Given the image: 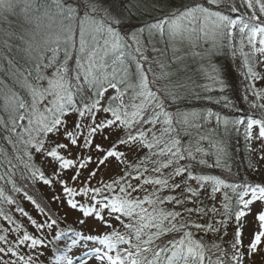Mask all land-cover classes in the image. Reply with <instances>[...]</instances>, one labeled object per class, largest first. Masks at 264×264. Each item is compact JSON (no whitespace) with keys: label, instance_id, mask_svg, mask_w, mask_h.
Here are the masks:
<instances>
[{"label":"snow or ice","instance_id":"6c2138e0","mask_svg":"<svg viewBox=\"0 0 264 264\" xmlns=\"http://www.w3.org/2000/svg\"><path fill=\"white\" fill-rule=\"evenodd\" d=\"M21 3L24 7L18 13ZM34 3L35 0H0V21L7 20L9 15H22L24 24L32 26L19 33L0 27V73L3 74L0 76V112L3 113L0 129L6 133L0 140L11 148L9 151L8 147L0 145V167L4 169L0 180L9 177L5 182L11 183L12 190L19 192L10 178L22 165L31 178H38L45 185L61 184L62 195L70 197L61 203L73 210L79 207L83 216L95 214L101 221H105L106 216L119 221L122 232L113 229L111 234L98 239L103 250L94 247L85 253L86 257H94L101 264H249V257L264 244V181L229 180L203 171L204 168L222 167L229 176L234 175L230 164L221 163L220 154L224 149L217 142L203 135L195 142L191 139L186 144L182 142L181 132L191 136L188 129L199 127L193 119L201 118L200 114L170 111L179 94L174 89L154 87L168 74L157 75L151 63L147 67L141 63L149 61L142 50L141 37L147 33L149 43L158 38L170 44L174 52L180 50L175 43L178 39L195 46L201 37L210 36L214 44L229 48L233 55L238 45L246 68L245 80L264 79L250 64L257 54L261 58L258 63H264V0H179L175 7L172 0H137L134 7L138 10L150 14L158 7L163 13L154 22H145L138 32L125 31L124 13L130 14V10L120 7L121 0H51L55 10L46 6L38 16L30 15ZM225 11L238 13L239 18L224 14ZM245 42L250 47L249 52L244 51ZM152 51H160L154 43ZM129 56L135 61L134 73L126 62ZM154 62L164 68L159 60ZM3 77L10 83H5ZM211 79L215 80V77ZM215 82L220 85L219 91L225 93L228 87L225 81ZM110 89L114 94L104 103ZM214 90L205 86V91ZM249 91L257 100H264V92H257L253 84L246 86L245 92ZM244 99H247L246 95ZM221 101L226 107L234 106L227 95L215 102ZM251 107L264 109V103L254 102ZM100 112L107 115L98 122ZM69 114L78 115L77 122L71 127L67 120ZM213 115L209 112L203 118ZM220 120L216 115L218 124ZM223 123L228 125L226 117ZM233 124L246 125V141L264 140V117L257 119L246 115ZM254 125L258 126L255 137ZM105 129L122 133L107 148L94 142L97 135L108 139L104 135ZM204 139H209V146L216 150L215 153L200 146ZM120 146L148 151L138 163L128 164L126 153L118 150ZM73 147L79 148L75 155ZM260 149H264V145L258 144V153ZM92 151L99 155L93 157ZM37 154L42 157V163L55 165L52 172L46 175L35 166ZM209 155H215L213 163L206 159ZM110 158L124 165L126 174L119 180L114 178L112 183L100 181L102 187L91 186L99 168L107 167ZM259 159L264 160V154H259ZM92 163L96 168L82 178L80 170ZM147 164L152 165L151 170ZM248 167L253 168L251 161ZM70 168L77 171L65 177L64 170ZM168 169L171 171L165 174ZM149 171L157 175L147 176ZM178 177L184 179L177 181ZM133 179L143 182L134 185ZM149 185L151 192L145 187ZM182 185L183 191L175 194ZM206 187L213 200L218 192H222L220 208L204 205L201 193ZM140 191L147 194L143 197L134 195ZM164 191L170 194L162 195ZM90 194L89 203L95 200L91 206L78 205L71 199ZM27 198L46 218L37 222L29 217L38 231L57 226V220L48 215L51 209L46 211L47 206L42 207L31 196ZM0 199L13 203L3 188H0ZM56 199L60 200V197ZM169 203L173 204L172 209L164 207ZM189 203L197 207H185ZM257 205L259 210L254 213ZM18 210L27 215L23 209ZM209 213L221 218L207 224L193 219L194 214L203 218ZM0 214L15 224L7 213L0 211ZM249 217H252L251 221ZM249 223L253 228L251 239L246 235ZM229 224L234 232L225 246L224 236L228 234ZM19 228L17 224L16 229ZM222 228L219 241H205L208 233L219 234ZM200 230L204 235L197 238ZM64 235L63 231L59 233V236ZM74 236L72 246L82 239L79 232ZM87 239L97 238L89 236ZM246 239L247 243L244 242ZM0 243L4 245L0 246V264H36L30 253L21 254V248L28 244L35 250L43 245V239L25 231L22 236H16L15 241L0 235ZM56 264H73V260L65 252L56 258ZM80 264H88V260L82 258Z\"/></svg>","mask_w":264,"mask_h":264},{"label":"trees","instance_id":"16d2710c","mask_svg":"<svg viewBox=\"0 0 264 264\" xmlns=\"http://www.w3.org/2000/svg\"><path fill=\"white\" fill-rule=\"evenodd\" d=\"M136 3L137 0H121L120 7L130 10V14L129 12L124 13L126 17L125 31H128V29L130 28V29H134L135 32H138L139 28L145 26V22H154L157 16L163 15V13L159 12L158 7L155 10H151L150 14L149 11L138 10L136 7H134ZM172 4L174 7L178 6L179 0H172ZM37 5L38 6L45 5L49 7L51 11L55 10L54 6L51 5V0H37ZM221 8L223 9L224 6L222 5ZM213 10H216V6H213ZM224 14H229V12L225 11ZM2 25H0V27L4 29L10 28L12 31L19 33L18 30H20V27L14 26L13 23H11V21L9 20V18H7V20H5V22ZM144 35L146 38L144 36L141 37V41L144 46L142 50H144L145 54L149 57L153 71L157 75H162L164 73L168 74L166 78H162L158 80L154 85V87L174 89L179 94V99L176 101L174 105L171 106L170 111L175 112L179 110L181 112H186V113L196 112L200 114L201 118L193 119V122L196 125H199V127H192L188 129V131L191 133V136H186L183 134V132H181L182 142L186 144L190 139L195 142V140H198L199 136L201 135L205 137H209L211 140L217 142L219 146L224 149V153H226V155L224 153L220 154L221 163L230 164L232 173L234 175L229 176L227 171L224 170L222 167L221 168L213 167L210 169L204 168L203 171L206 173L219 175L222 178H228L229 180L238 179V180H248L249 182H258L255 177L253 168L250 169L248 167L249 161H251V159L249 156L250 153L248 149V141L245 140L246 125L233 124V121H235L240 117H245L246 115H252L253 118H258V114L254 113L252 110L246 109L241 102L242 96L246 93H251V91L245 92V88H243V84H242V76L238 74L237 70H235V63L233 61L232 55L230 54V49L227 47H220L219 43H217L213 46L212 51H210V57L208 63H204V64L186 63L185 58L177 59V57H182L183 51H180V53H178L179 51L174 52L170 44L164 41H160L158 38L153 43L154 46L160 51L153 52L152 51L153 43H149L147 38V33H145ZM184 41L187 42L186 40ZM13 43H17V42L13 41ZM196 44H197L196 48L201 49L203 42L202 40H198ZM191 47L195 49L193 46ZM246 48L247 47H245V49ZM3 51L7 52V49H3ZM244 51L249 52L250 47L249 49H246ZM126 52H131V49H126ZM8 55L10 56L9 53ZM242 59L244 64L243 56ZM155 60H159L160 63L164 65V68L161 69V67L154 62ZM126 62L128 63L130 70L134 73L136 68L135 61L129 56L126 57ZM141 63H145L146 67L149 64L144 61H141ZM250 64L252 65L254 71L258 72L255 64V58L250 61ZM4 66L5 68H7L6 61H4ZM72 66H73V62L70 61V67ZM244 72H246V68H244ZM151 75L152 74L149 73L150 79H151ZM0 76H3V74L0 73ZM211 77H215V80L223 79L225 81V84L228 85L225 93H221L219 91L220 85L216 83L215 80L211 79ZM3 78L5 80V83H10L7 77H3ZM252 81L253 80L251 79L247 80L249 84H253ZM205 86L215 90L211 92L205 91ZM222 95H227L232 101L234 106L226 107L223 101H221L220 103H216L215 101L218 98H220ZM209 97H211V99H209ZM127 99L128 97L125 96L126 102ZM262 110L264 111V109ZM208 111L214 113V115L212 117H207V119H204L203 117L207 116ZM2 114L3 113L0 112V115ZM73 115L76 116L78 120L77 114H69L67 117ZM216 115H219L221 118L219 124L216 121ZM225 117L229 121L227 126H225L223 123ZM5 135L6 133L2 129H0V137H3ZM0 145L8 147L9 151H11L10 146L6 145L5 141L0 140ZM200 146L205 150L209 151L210 153H215L216 151L214 148H210L209 139H204L200 141ZM147 151H148L147 149H140V154L137 156V158H132L133 161L131 160L130 162L129 160H127V163L128 164L138 163L139 160L145 156ZM215 158H216L215 155H209L206 157L209 163H213L215 161ZM41 160L42 157L39 154L35 155L34 164L36 167L41 168L40 166ZM251 163L253 165L252 161ZM146 166L149 168V170H151L152 168L151 164H147ZM197 167L199 166L197 165ZM41 170L43 171L44 169L41 168ZM121 171H120L121 176L126 174L125 168H123V170ZM170 171L171 169L165 170V174H167ZM3 172L4 169L0 167V173ZM146 175L155 177L157 174L149 171ZM8 179L9 177H5V180ZM10 179L15 182L16 187L19 188L20 191L19 192L13 191L11 183H6L5 180H0V188H3L5 191V195L10 196L13 200L12 204H8L5 200L0 199V211L7 213V215L11 216L12 221H15V224H13L11 221L6 219L5 215L0 214V235H6L9 240L15 241L16 236L18 235L22 236L25 231H27L29 234L32 235L38 231L35 228V226L31 224L29 220V217H31L32 219L35 218L32 216V213L30 211H27L24 203L28 202L32 204L31 201H29V199L27 198L28 196H31L34 200L40 203L39 197L44 198V195H42L40 191V187H39L40 180L38 178L37 179L31 178L30 174L26 170H24L22 165L15 171V174ZM183 179L184 177H178L177 181H182ZM142 182H143L142 179L141 180L133 179L131 181V183L134 185L142 184ZM191 183L193 184V186L196 185V182H191ZM145 187L147 188L148 192L152 191L151 185ZM182 191H183V185L181 189L176 190L175 194H179ZM209 193H210V189L207 187L201 193V198L204 201V205H206L208 208H211L213 205H215L216 207L220 206V202L222 200V192H218L214 200L209 198ZM146 194L147 193L144 191L134 193V195L140 197H143ZM161 194L166 196L170 193L168 191H164ZM40 205L42 207L47 206L46 211H48V209H51L48 215L51 216L53 219H56L57 224L66 226V223H64L62 219H60L61 216L58 215L53 208H48V205L43 203H40ZM32 206L36 207L35 205ZM164 207L168 209H172L173 204L169 203L164 205ZM185 207L194 208L197 207V205L189 203L185 205ZM18 209H23L24 213H27V215H24ZM35 209L37 210V208ZM221 211H223V209H221ZM40 214H37L36 218L40 217V220L44 221L46 219L45 216L43 214L41 215ZM220 218L221 217L219 216L213 217L211 213H209V215L203 218H197L195 214L193 215V219L197 220V222L202 224L215 223V221ZM17 224L20 225V228L18 230L16 229ZM117 224L118 227H120V229L123 231V227L121 223L118 221ZM44 229H47L46 234H48V236L44 235L43 237L37 235V238L43 239V245L48 244V246H50V253L47 257L43 259H39V256L35 254L34 259L36 261V264H56V258L62 254L63 248L68 243L67 237L64 238V241H60V240L57 241V239L50 237L51 231L48 232L47 227H45ZM223 231L224 229L222 228L221 233L219 234L208 233V235L205 236L204 239L208 243H211L212 241H219L220 235L223 233ZM227 231L228 234L224 236L225 246L227 241L232 239V235L234 232V228L232 227V224L228 225ZM203 235H204L203 230H200L198 231L197 238ZM52 240L54 242H52ZM0 246H4V245L0 243ZM24 253L25 251L21 250V254Z\"/></svg>","mask_w":264,"mask_h":264},{"label":"rangeland","instance_id":"374dc122","mask_svg":"<svg viewBox=\"0 0 264 264\" xmlns=\"http://www.w3.org/2000/svg\"><path fill=\"white\" fill-rule=\"evenodd\" d=\"M23 7L24 5L23 3H21L17 9V12L20 13ZM44 7L46 6L45 5L38 6L37 0H35V3L33 4L32 9H30V15L38 16L42 14L44 11ZM228 15H231L233 18H239L238 13L229 12ZM8 18L11 21V23H13L14 26L20 27V30H18L19 32H22L24 28L32 27L27 24H24L22 15H17V16L9 15ZM4 22L5 20L0 21V25H2ZM127 32H135V30L129 28ZM143 36L145 37V35ZM199 40H202L203 42L201 49L196 48L197 44L193 46L187 40H186L187 42H185L184 40L183 41L177 40L175 42L176 47L180 49L178 53H180V51H183L182 58L186 59L185 61L186 63H201V64L208 63V60L210 57V51H212L213 46L215 44L213 43L212 38L210 36L208 38L201 37V39ZM16 42L19 43L18 41ZM191 46H193L195 49H193ZM245 47H247L246 49H249L247 42H245ZM246 49L244 48V50ZM3 52L8 55L6 51H3ZM194 53H198V55H195ZM230 54L232 55L233 61L235 63V70H237L238 74L242 76L243 88H246V86L249 83L247 82V80H245L244 75H243V73H245L244 66H243L244 64H243L242 55L239 52L238 45L236 47L235 55H233L232 50H230ZM260 59L261 58L259 54H257L255 58V64H256L259 74L262 77H264V63H258ZM146 63H150V59ZM252 82L257 92H264V79H256ZM113 94H114V90L110 89L109 92L106 93L104 103H106L107 97ZM245 95L247 96V99H244ZM241 102L246 109L252 110L254 113L258 114V118L264 117V111L262 109L255 108L257 110L256 111L255 109L251 107L252 103L254 102L264 103V100H257L256 96L252 95L251 93H246L242 96ZM209 112L210 111H208V113ZM106 115L107 114H104L103 112L98 113L97 121L99 122L101 119H104ZM67 120H68L69 126L71 127L72 125L76 123L77 117L74 115L69 116L67 117ZM252 131H253V136L255 137L258 133V126L254 125ZM104 135L108 136L107 140L103 139L101 135H97L94 142L101 143L104 145V147L107 148L119 138L121 133H113L111 132L110 129H105ZM61 139L63 141V138ZM63 142H67V141H63ZM258 144L264 145V140L254 139V140L248 141V149L250 153L249 155L250 159L253 162V170L255 173V177L258 182H262L264 181V160L259 159V154H264V149H260L258 153L257 151ZM118 150L126 153L127 160H129V162L131 160L133 161L132 158H137V156L140 154V149H137L135 147L130 148L126 146H120ZM78 151H79V148L73 147L72 149L73 155H75ZM90 154L93 157L99 155V153H96L94 151H92ZM40 166L42 169H44L43 171L46 173V175L52 172V170L55 167V165L47 164V162L42 163V160L40 162ZM94 168H96V164L92 163V164H89L85 170H80L82 171V178L86 177L88 175V172ZM123 168H124V165L118 164L114 158H110V163L108 164L107 167L101 166L99 168V171L97 172L96 177L91 182V186L102 187V184L99 183L100 181H103L104 183H112L114 178L119 180L120 179L119 177H121L120 171L123 170ZM74 171H77V169L70 168L68 170H64L63 175L65 177L72 176ZM49 178H53V177H49ZM68 186L78 187L77 185H73V184H68ZM39 187H40V191L42 195H44V198L39 197L40 199L39 202L48 205V208H53L56 211V213L61 216L60 219H62V221L66 223V226L57 224V226H54L52 229L50 230L48 229V232L51 231L50 237L57 239V241L59 240L64 241L65 237L69 239L67 245L62 250L63 252L62 255L65 252H67L69 258L73 260V264H80V260L82 258L87 259L88 264H101V262L94 257H86L85 253L91 251L94 247H100L103 250V246L99 244L98 239L102 238L104 235L111 234L113 229L122 232L120 227H118V224H117L118 221L114 217H107V216H106L105 221H101L99 217L95 216V214L85 217L83 216L79 207L76 210H73L66 203H61V201H66L70 197H67L66 195H62L61 189L63 186L59 183H54L52 185H45L43 184L42 181H40ZM57 197H60V200H57L56 199ZM90 198H91V194L89 196L77 195L75 197H71V199H74L78 203V205L80 203H84L86 206H91L95 204V200H91V203H89ZM97 199H100V198L97 197ZM24 205L27 211H30L32 213V216L37 220V222H43L42 220H40V217L36 218L37 214H40V213L38 212V209L37 210L35 209L36 207L32 206L34 204L25 202ZM217 208H220V206H217ZM258 210H259V205L254 207L253 212L255 213ZM248 219L249 221H251L252 217H249ZM46 231L47 229H44L42 231H37L33 235L36 237L37 235H40L43 237L44 235L48 236V234H46ZM61 231L65 233L64 236H59V233ZM252 231H253L252 225L251 223H249V227L246 229V235L248 239H251ZM76 232L80 233L82 239H80L75 246H72L71 240L75 238L74 234ZM89 236H92L97 239L88 240L87 237ZM52 242L54 241L52 240ZM244 242L247 243L248 240L246 239ZM28 244H30V242H28ZM28 244L23 246L21 250L30 253L33 256V258H34V255L37 254L39 256V259H43L47 257L50 253V246H48V244L39 246L34 251L30 247H28ZM69 249H71V251H69ZM249 264H264V244L260 246V250L255 255H251L249 257Z\"/></svg>","mask_w":264,"mask_h":264}]
</instances>
